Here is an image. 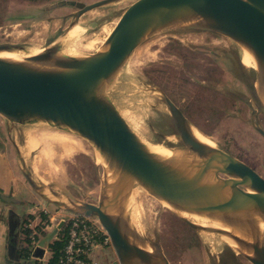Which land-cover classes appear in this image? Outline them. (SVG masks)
Here are the masks:
<instances>
[{"label": "water", "instance_id": "water-1", "mask_svg": "<svg viewBox=\"0 0 264 264\" xmlns=\"http://www.w3.org/2000/svg\"><path fill=\"white\" fill-rule=\"evenodd\" d=\"M117 0H58L80 15ZM230 38L255 62L256 79L240 61L247 94L235 93L249 109L248 122L262 137L264 127V0H133L119 14L104 49L64 52L59 42L36 50L0 45V115L11 125L46 124L90 143L104 158L96 202L72 199L35 178L18 146L20 170L44 200L73 214L95 217L109 238L118 264H172L157 241L132 224L130 203L136 185L164 202L191 228L232 239L251 264H264V176L229 150L206 144L178 104L158 85L156 92L179 138L182 165L152 151L108 95V88L134 50L176 25ZM70 25V26H71ZM4 51L16 56L1 55ZM50 191V193H49ZM52 194L53 196H50ZM197 215L221 226L194 223Z\"/></svg>", "mask_w": 264, "mask_h": 264}, {"label": "rangeland", "instance_id": "rangeland-1", "mask_svg": "<svg viewBox=\"0 0 264 264\" xmlns=\"http://www.w3.org/2000/svg\"><path fill=\"white\" fill-rule=\"evenodd\" d=\"M56 1L0 0V45L36 50L59 42L64 52H93L133 0H117L82 13L68 35L76 8H47ZM88 39L93 40L92 46H87ZM244 51L223 35L176 25L138 46L107 92L140 137L165 151L178 148L181 141L174 135L165 105L149 88L160 86L184 111L198 135L229 150L264 176V137L248 122L247 105L235 96L247 94L239 72ZM243 67L248 73L255 65ZM260 119L264 127V116ZM15 126L14 139L28 165H34L38 181L72 199L97 201L103 165L90 143L46 124ZM25 136L30 140L27 153L22 144ZM62 139L80 147L64 148ZM34 140L37 147L30 146ZM135 188L138 195L130 203L132 224L145 239L159 242L172 264H251L239 253L232 255L225 235L194 230L164 202L139 185ZM190 220L208 221L194 216ZM261 228L264 234V224ZM223 252L224 260L219 262L218 254Z\"/></svg>", "mask_w": 264, "mask_h": 264}, {"label": "crops", "instance_id": "crops-1", "mask_svg": "<svg viewBox=\"0 0 264 264\" xmlns=\"http://www.w3.org/2000/svg\"><path fill=\"white\" fill-rule=\"evenodd\" d=\"M16 130L0 115V264H50L52 246L61 240L73 213L44 200L30 187L20 170ZM28 142L25 136L26 153ZM29 166L34 174V165ZM90 264H118L110 242L94 245Z\"/></svg>", "mask_w": 264, "mask_h": 264}, {"label": "built area", "instance_id": "built-area-1", "mask_svg": "<svg viewBox=\"0 0 264 264\" xmlns=\"http://www.w3.org/2000/svg\"><path fill=\"white\" fill-rule=\"evenodd\" d=\"M100 240L109 242L96 218L72 214L67 219L66 240L62 253L52 264H90L91 251Z\"/></svg>", "mask_w": 264, "mask_h": 264}, {"label": "bare ground", "instance_id": "bare-ground-1", "mask_svg": "<svg viewBox=\"0 0 264 264\" xmlns=\"http://www.w3.org/2000/svg\"><path fill=\"white\" fill-rule=\"evenodd\" d=\"M78 21H76L73 25H71L70 26V28H69V30L67 31V35H68V33L70 32V30L74 27V25H76V23H77ZM182 25H185V24H182ZM103 27V26H102ZM93 39H95V38H93ZM99 38H97L96 40H98ZM89 41H90V39H88ZM87 40V41H88ZM87 42V46L89 47V46H92V42L91 41H93V40H91L90 42ZM100 42H99V44L96 46V50L95 51H98V50H100V49H104L105 47H107L108 45H109V43L107 42V41H105V39H101V40H99ZM83 44H85V42L83 43ZM85 46H86V44H85ZM86 48V47H85ZM1 55H6V56H11V57H15L16 56V53L15 52H11V51H4V52H2L1 53ZM242 62H243V64H247V65H250V64H254L255 65V62H254V59H253V57H252V55L248 52V51H244V53H243V60H242ZM253 71V74H250L249 72H248V74H249V77H251V78H253V79H256V70H255V68H254V70H252ZM133 124V123H132ZM195 131V130H194ZM46 134V133H45ZM55 134H56V132H55ZM195 134L197 135V137L200 139V140H202L203 142H205L206 144H209V145H212V146H215L214 145V143L213 142H211L210 140H208L207 138H204V137H201L200 135H198L197 133H196V131H195ZM51 135V134H50ZM58 135V134H57ZM38 136V135H37ZM47 136V135H46ZM52 136H54L53 134H52ZM34 137H36V136H34ZM39 137V136H38ZM41 137V136H40ZM39 137V138H40ZM65 137V136H64ZM52 138V137H51ZM56 138H57V136H56ZM36 139V138H35ZM54 139V138H53ZM58 139V138H57ZM67 139V138H66ZM37 140H40V139H37ZM64 140H65V138H64ZM63 139L62 140H60L61 142V145H63L64 146V148H66V147H70V145L72 146V145H74L75 147H80V145L79 144H70L69 143V141H64ZM69 140V139H68ZM74 139H72V141H73ZM76 140V139H75ZM28 141H30V140H28ZM80 143H81V141H80ZM39 144V143H38ZM38 144H36V141L34 140V141H31V144H30V146H34V147H37L38 146ZM41 144V143H40ZM147 145H148V147L152 150V151H154V152H156V153H158V154H160L162 157H165L167 160H169V161H171L173 164H175V165H182V163H183V160H182V154H181V152H180V150L178 149V148H170V150H165L164 151V149L163 150H160L159 148H157V147H155V146H152V145H149L148 144V142H147ZM63 146H62V148H63ZM40 147V146H39ZM68 147V148H69ZM82 147V146H81ZM215 147H218V146H215ZM41 148V147H40ZM48 148H50V147H48ZM64 148H63V150H64ZM73 148V147H72ZM82 149V148H81ZM45 150V149H44ZM48 150V149H47ZM51 150V149H50ZM66 151V150H65ZM69 151V150H68ZM77 152V151H76ZM97 155H98V157L100 158V161H101V163H102V165H104L105 166V160H104V158L97 152ZM34 169V168H33ZM52 171V170H51ZM50 171V172H51ZM52 173V172H51ZM51 175V174H50ZM133 194H132V199H134V197L136 196V195H138L137 193V189L136 188H134L133 189V192H132ZM134 201H135V199H134ZM140 202V201H139ZM133 204V203H132ZM137 206V205H136ZM141 208V207H140ZM136 209V208H135ZM134 209V210H135ZM138 209V208H137ZM136 211V210H135ZM141 211V210H140ZM137 212V211H136ZM138 214H139V211H138ZM133 215H134V213H133ZM138 216V215H137ZM137 216H135V217H137ZM194 217H198V218H201V219H203V220H208V221H206V223H202V222H196V221H193L194 223H200V224H202V225H204V229H210V228H208L207 226H221V224L220 223H218V222H216V221H211V220H209V219H206V218H203V217H200V216H197V215H193ZM142 217V216H141ZM136 221V220H135ZM262 224H264V223H261V226H262ZM225 239L228 241V243L231 245V248L236 252V253H239V250L237 249V246H236V243L232 240V239H230V238H228V237H225ZM235 253V254H236ZM220 262V261H219Z\"/></svg>", "mask_w": 264, "mask_h": 264}, {"label": "trees", "instance_id": "trees-1", "mask_svg": "<svg viewBox=\"0 0 264 264\" xmlns=\"http://www.w3.org/2000/svg\"><path fill=\"white\" fill-rule=\"evenodd\" d=\"M66 231H67V225H66V230L63 233L61 240L55 242L52 246L53 256H52L50 264L54 263L62 253V247H63L64 242L66 240Z\"/></svg>", "mask_w": 264, "mask_h": 264}, {"label": "flooded vegetation", "instance_id": "flooded-vegetation-1", "mask_svg": "<svg viewBox=\"0 0 264 264\" xmlns=\"http://www.w3.org/2000/svg\"><path fill=\"white\" fill-rule=\"evenodd\" d=\"M249 73H250V74H253V71H251V72H249ZM231 249H232V248H231ZM232 251H233V253H232V252H231V253H232V255H234L236 252H235L233 249H232ZM224 254H225L224 252L218 254V260H219V261H223V260H224ZM233 257H234V256H233Z\"/></svg>", "mask_w": 264, "mask_h": 264}]
</instances>
